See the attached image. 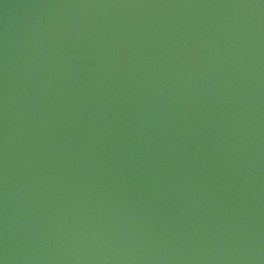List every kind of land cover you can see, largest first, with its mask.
Here are the masks:
<instances>
[{"label":"water","instance_id":"95a60500","mask_svg":"<svg viewBox=\"0 0 264 264\" xmlns=\"http://www.w3.org/2000/svg\"><path fill=\"white\" fill-rule=\"evenodd\" d=\"M0 264H264V0H0Z\"/></svg>","mask_w":264,"mask_h":264}]
</instances>
